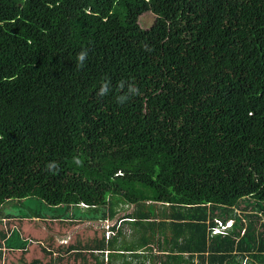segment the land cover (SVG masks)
Returning <instances> with one entry per match:
<instances>
[{
    "label": "trees",
    "instance_id": "1",
    "mask_svg": "<svg viewBox=\"0 0 264 264\" xmlns=\"http://www.w3.org/2000/svg\"><path fill=\"white\" fill-rule=\"evenodd\" d=\"M33 198L117 222L30 264H264V0H0V214Z\"/></svg>",
    "mask_w": 264,
    "mask_h": 264
},
{
    "label": "rangeland",
    "instance_id": "2",
    "mask_svg": "<svg viewBox=\"0 0 264 264\" xmlns=\"http://www.w3.org/2000/svg\"><path fill=\"white\" fill-rule=\"evenodd\" d=\"M145 14L140 19L141 26L150 28L155 17L150 12ZM123 207V205L117 207L118 216L128 213V210L123 211ZM253 207L254 203L250 199L242 200L241 210L243 209L244 213L240 221L251 220L248 212ZM105 212V208L97 214L85 212L83 207L77 206L50 208L35 198L7 202L0 214V231L8 232L9 236L7 240L0 238V243H3L4 247L0 264H30L33 260L46 259L42 248L53 246L59 250L57 247H64V252H66L70 246L80 241L86 243L88 240L101 238L103 235L109 239L116 233L111 228L115 226L117 220L116 218L115 220L105 218L103 216ZM254 220L253 222L257 221L255 218ZM240 226L234 224V228L236 227L238 231L241 229ZM244 228L243 226V232ZM52 238H54L53 242L50 241ZM25 248L26 251H24ZM83 253L87 264L97 262L86 253V250ZM48 260L49 256L45 262ZM62 264H67L66 260Z\"/></svg>",
    "mask_w": 264,
    "mask_h": 264
},
{
    "label": "clouds",
    "instance_id": "3",
    "mask_svg": "<svg viewBox=\"0 0 264 264\" xmlns=\"http://www.w3.org/2000/svg\"><path fill=\"white\" fill-rule=\"evenodd\" d=\"M88 58V49H82L80 52L77 53L76 56V67L82 68ZM119 89L122 90L123 94L119 95L116 97V101L118 104L123 105L126 103L132 96L139 95V89L136 87L135 84L132 83H126L125 81H120L118 85ZM127 89L126 91H123L124 89ZM111 91V85H110V80L105 79L104 82L102 83L98 95L103 97L107 95ZM73 162L77 166H81L83 164V161L79 157H74ZM59 170L58 164L55 162H50L49 164L46 165V171L51 172L53 175L57 174ZM215 229H213V234L214 235H222L227 233L229 230L234 229V220H227L224 222L223 220H215ZM243 264H250L249 259H245L243 261Z\"/></svg>",
    "mask_w": 264,
    "mask_h": 264
},
{
    "label": "crops",
    "instance_id": "4",
    "mask_svg": "<svg viewBox=\"0 0 264 264\" xmlns=\"http://www.w3.org/2000/svg\"><path fill=\"white\" fill-rule=\"evenodd\" d=\"M59 252V250H55V253H54V257H58L59 255H60V252ZM114 252H116V250L113 248L112 250H106L105 251V256L106 257H108L109 256V253L111 254V253H114ZM99 255V254H98ZM93 259V258H92ZM65 260H66V262H67V264H84L85 263V261H83V260H81V259H78V258H76L75 257V255L73 256V257H71V258H69V257H67V258H65ZM50 261V258H49V260L47 261V262H49ZM64 261V260H63ZM72 262V263H71ZM123 259L122 258H117V259H115V263L116 264H123ZM62 264V263H61ZM86 264H87V262H86ZM96 264V263H95Z\"/></svg>",
    "mask_w": 264,
    "mask_h": 264
}]
</instances>
